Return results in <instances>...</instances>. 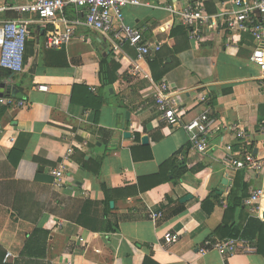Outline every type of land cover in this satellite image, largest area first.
<instances>
[{"label": "crops", "instance_id": "obj_1", "mask_svg": "<svg viewBox=\"0 0 264 264\" xmlns=\"http://www.w3.org/2000/svg\"><path fill=\"white\" fill-rule=\"evenodd\" d=\"M30 1L0 0V6ZM232 1L188 0L202 3L207 13L218 17L236 10ZM134 2L124 11L126 23L141 29L148 43L173 44L169 35L181 23L166 8L185 3ZM66 11L68 20L84 21L82 10L70 6ZM21 18L33 19L29 39L35 41L33 52L23 73L0 79L16 91V97L7 91L5 97L26 102L20 109H0V243L15 256L4 263L146 264L149 258L156 264H264V233L261 236L256 226L248 230L257 232L254 240L260 245L259 253L200 252L207 239H222L216 230L223 225L238 177L247 185L248 197L257 189L264 190V170H238L227 163L250 152L264 158V78L251 61L257 46L251 35L228 29L219 18L218 27L206 29L200 41L189 36L190 50L179 56L180 65L159 82H167L186 108L184 122L204 112L216 122L206 153L199 154L182 127L164 121L156 102L159 83L153 80L149 60L137 62L125 48L114 53L108 37L85 27L77 29L65 49L48 50L45 38L52 26L32 15L0 14V20ZM102 61L109 62L112 77V85L106 87L99 75ZM135 63L144 73H130ZM41 86L48 90L41 91ZM94 98L104 103L98 118ZM127 133L130 138L125 137ZM71 148L74 153L65 161ZM150 153L153 158L148 160ZM178 153L190 172L177 185L165 182L153 187L161 166ZM83 159L103 160L100 176L86 173ZM61 163L66 184L57 189L52 172ZM102 183L109 190L135 187L134 192L140 193L141 188L147 189L118 199L120 233L107 239L58 215L68 199L103 201ZM185 197L189 200L183 203ZM207 199L215 206L210 214L209 207L203 209ZM181 207L183 212H179ZM261 207V216L256 217L244 205L234 215L236 226L243 232L250 218L264 225V199ZM149 210L160 211L163 217L155 223L148 218ZM36 228L50 233L47 255L22 258L27 236ZM166 233L179 235L180 241L166 245Z\"/></svg>", "mask_w": 264, "mask_h": 264}, {"label": "built area", "instance_id": "obj_2", "mask_svg": "<svg viewBox=\"0 0 264 264\" xmlns=\"http://www.w3.org/2000/svg\"><path fill=\"white\" fill-rule=\"evenodd\" d=\"M185 5L177 7L167 6L166 10L175 15L180 23L188 28L192 41H200L206 29L218 27V19L221 18L225 26L230 30L248 33L257 43L253 50L251 61L261 70L264 78V0H233L232 5L236 8L232 13L212 16L207 13L205 6L199 2H188L181 0ZM135 4L134 0H31L24 5H2L0 14L14 12L21 16L32 15L43 24L52 26L53 30L46 35L45 47L48 50H63L72 42L76 31L85 27L91 31L98 32L108 37L112 43L114 53L121 52L127 45L133 47L137 54V62H146L148 58L159 53L163 47L161 43H148L144 40L141 29L128 25L125 20L124 11L127 7ZM70 6L80 9L84 14V21H70L66 18V9ZM225 20V22H224ZM33 19L0 20V73L2 71L13 74H21L26 66L27 42L31 37L30 26ZM132 75L144 73L141 65L135 63L130 70ZM41 91H47V87H39ZM156 102L159 111L163 114L164 121L171 127H182L188 136L193 150L199 154H205L209 139L217 129L216 122L208 112H204L187 122L186 108L176 99L167 84L163 81L156 85ZM1 90V82H0ZM206 98L203 97L202 101ZM25 101L16 102L10 97L0 95V109L3 107L23 108ZM184 123V124H183ZM238 128V127H237ZM264 131V126L262 127ZM240 137L244 138V132L239 130ZM2 128L0 126V136ZM74 149L67 151L65 161H68ZM228 165L238 170L262 172L264 170V158L254 154L246 153L242 159H227ZM63 163L52 172L53 185L57 189L64 187L66 175ZM264 190L257 189L244 200V205L251 209L256 217L261 216ZM163 217L160 211L149 210V220L157 223ZM166 245H173L180 241L179 235L166 233L164 236ZM83 242V240H81ZM216 251L224 256L236 254L252 255L258 253L255 241L243 237L218 240L209 238L204 243L201 253ZM11 252H7L5 263L14 259Z\"/></svg>", "mask_w": 264, "mask_h": 264}, {"label": "trees", "instance_id": "obj_3", "mask_svg": "<svg viewBox=\"0 0 264 264\" xmlns=\"http://www.w3.org/2000/svg\"><path fill=\"white\" fill-rule=\"evenodd\" d=\"M74 13V11H72ZM68 12L66 11V14ZM14 16V14H12ZM15 17H11L14 19ZM32 27L30 26V30ZM50 31L53 30V27H50ZM170 40H173V44L163 45L161 51L148 58L149 65L152 72V77L154 82L159 83L168 73H170L174 68L180 65L179 56L186 51L190 50L191 42L189 39V30L181 24H175L169 35ZM35 41L29 40L27 42L25 60L27 61L29 54L33 52ZM129 53L132 54L136 59L137 54L133 47L127 45L125 47ZM11 72L2 71L0 73V79L3 76H10ZM100 80L104 87L112 85L111 81V71L108 61H102L100 63ZM97 102L94 107L97 118L100 115L102 106L104 105L103 101L100 99L94 98ZM181 154L178 153L172 159L167 161L164 165L161 166L160 178L153 187H156L165 182H172L174 185H177L182 178L190 172V169L187 167V164L184 161H180ZM148 160L153 158L150 153L149 156H146ZM83 170L94 176H100L102 171L103 160L93 161L83 159L81 162ZM241 178H237L231 193L228 198L226 216L223 222V225L216 230V235H218L220 240L230 239V238H239L243 237L245 239L255 241V232L254 234L250 233L248 230L251 226H256L258 233L262 236L264 233V225L261 224L258 219L250 218L249 223L245 230L242 232L235 223L234 215L244 208V200L248 198V187L246 184L241 182ZM101 188L104 194V200L100 202L94 201H83L79 199H68L63 205V209L58 213L65 220L81 226L82 228L89 230L92 233L99 234L105 239L120 233L119 222L120 218L117 215V203L119 198L126 199L125 195L132 194V196L139 195L140 193L145 192L144 188H141L140 193L134 192L135 187L128 188L127 190L115 189L109 190L105 184H101ZM241 193V194H240ZM115 203V207H111V203ZM208 208L207 213L210 214L214 210V205L210 202L209 199L203 202V209ZM184 207H181L179 212H183ZM252 234V235H251ZM50 238V233L43 231L41 229H34L27 236L23 251L20 256L27 259H44L47 255L48 240ZM257 244V243H256ZM258 253L260 250V245L257 244ZM7 251L3 248V244L0 243V264H5L4 259ZM146 264H156L153 260L147 259Z\"/></svg>", "mask_w": 264, "mask_h": 264}, {"label": "water", "instance_id": "obj_4", "mask_svg": "<svg viewBox=\"0 0 264 264\" xmlns=\"http://www.w3.org/2000/svg\"><path fill=\"white\" fill-rule=\"evenodd\" d=\"M8 92L9 94H12L14 97H16V91L14 90V89H12V87H10V86H5V85H2L1 84V90H0V95L1 96H4V94H5V92ZM126 138H130L131 137V134L130 133H127L126 134V136H125ZM143 144H148V138H144L143 139ZM224 183H226V182H224ZM219 194H221V193H219ZM189 200V197H185L183 200H182V202L184 203V202H187ZM111 207L113 208L114 207V203H111Z\"/></svg>", "mask_w": 264, "mask_h": 264}]
</instances>
